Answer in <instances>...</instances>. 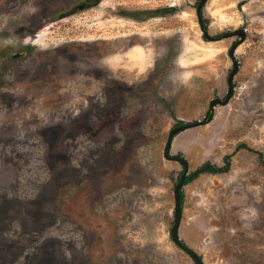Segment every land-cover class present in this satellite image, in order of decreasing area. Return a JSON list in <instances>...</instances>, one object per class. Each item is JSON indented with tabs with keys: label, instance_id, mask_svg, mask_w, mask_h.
<instances>
[{
	"label": "rangeland",
	"instance_id": "rangeland-1",
	"mask_svg": "<svg viewBox=\"0 0 264 264\" xmlns=\"http://www.w3.org/2000/svg\"><path fill=\"white\" fill-rule=\"evenodd\" d=\"M0 0V264H264V0ZM225 158H228L225 159ZM187 174V175H188Z\"/></svg>",
	"mask_w": 264,
	"mask_h": 264
},
{
	"label": "water",
	"instance_id": "water-1",
	"mask_svg": "<svg viewBox=\"0 0 264 264\" xmlns=\"http://www.w3.org/2000/svg\"><path fill=\"white\" fill-rule=\"evenodd\" d=\"M206 2H207V0H199V2L196 5L195 14H196V18H197V23H198L199 29H200L204 39H206L208 41H216L217 38L209 35V32L207 29H205L203 21H202L201 10L205 6ZM234 35H237L239 39L231 45V47L228 51L229 58L232 61V68H231V71L229 72V74L227 76V87L228 88H227L226 96L224 97L223 100H221L219 98L212 99L209 102L207 113L203 117V119H201L199 121L191 122V123L182 124V125L171 128L167 134L166 141H165L164 147H163V157L165 159L177 161L183 167V172L179 178V181L173 189L174 220H173V224L171 227L170 235H171V238H172L174 244L177 247H179L182 251H184L192 259L194 264H204L203 259L192 248L183 244L180 241L179 235H178V230H179V226H180L181 219H182L180 190L185 185L183 182H184L185 177L188 174V162L181 156L171 155L170 151H171L173 139L177 133H179L185 129L191 128V127H196V126L205 125V124L209 123L212 120V112H213L214 107L218 104L226 105L229 102V100L233 97V90H234L233 77L238 71V61L234 58V51H235L236 47L245 38V31L242 29H239L237 31H232V32L227 33V34L225 33L222 36V37H228V36H234Z\"/></svg>",
	"mask_w": 264,
	"mask_h": 264
},
{
	"label": "trees",
	"instance_id": "trees-1",
	"mask_svg": "<svg viewBox=\"0 0 264 264\" xmlns=\"http://www.w3.org/2000/svg\"><path fill=\"white\" fill-rule=\"evenodd\" d=\"M228 160V158H225ZM229 169V164L228 161H225L224 166L223 167H217L215 165H212L211 163L207 162L204 163L202 165H200L199 167H197L193 172H191L190 174H188L185 179H184V184H187L189 182H191L193 179L197 178L199 175L203 174V173H209V174H220V173H225L227 172ZM183 198V193L180 190V201H182Z\"/></svg>",
	"mask_w": 264,
	"mask_h": 264
}]
</instances>
